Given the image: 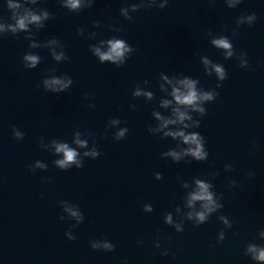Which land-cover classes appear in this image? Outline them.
Listing matches in <instances>:
<instances>
[{"label":"water","instance_id":"95a60500","mask_svg":"<svg viewBox=\"0 0 264 264\" xmlns=\"http://www.w3.org/2000/svg\"><path fill=\"white\" fill-rule=\"evenodd\" d=\"M123 3L96 0L93 7L70 13L57 0H38L54 18L35 38L43 42L56 36L62 41L69 60L59 64L47 48L29 49L23 32L19 38L0 36V264H123L125 258L128 264H255L244 255V246L249 241L264 244L257 237L264 228V0H243L233 9L223 0H169L163 9L140 8L131 21L119 13ZM249 12L256 13V22L241 25L239 35L232 37L236 17ZM9 16L6 0H0V19ZM94 20L100 21L99 27H93ZM109 25L122 31L114 33ZM78 27L85 28L84 35H77ZM209 30L229 36L237 52L247 53L250 68H240L234 57L225 60L210 44ZM91 31L98 33L95 40L87 36ZM111 35L135 48L119 68L99 63L88 48ZM26 51L42 57L35 69L23 67ZM201 55L227 71L219 95L205 105L207 113L200 118L198 131L206 137L209 157L173 163L160 153L175 142L147 130L155 124L151 111L163 95L158 73H184L199 78L206 89L215 88L216 78L204 73ZM53 66L56 75L67 73L74 81L59 95L40 85ZM144 79L156 93L152 102L131 96ZM85 92L90 94L87 99ZM90 103L95 107H88ZM114 117L129 129L118 142L112 139L114 129L105 128ZM13 125L25 133L23 140L13 137ZM77 128L92 133L101 155L85 158L80 169L62 171L52 163L56 157L39 147L40 137L70 142ZM37 159L48 168L30 171L26 165ZM225 163L233 169L225 171ZM217 170L220 174L213 179L210 174ZM156 171L162 173L161 180L155 179ZM193 176L212 180L215 191L224 193V207L202 225L186 220L178 233L163 216L171 211L176 218L175 207L183 205L186 191L181 181ZM229 178L238 184L231 191ZM60 200L75 203L84 213V222L72 229L75 240L64 235L74 221L59 219ZM144 203L153 205L151 213L143 211ZM220 212L233 224L217 244L223 228ZM101 236L115 244L113 251L91 247L89 241ZM157 237L160 248L155 246ZM165 249L168 256L161 255Z\"/></svg>","mask_w":264,"mask_h":264},{"label":"clouds","instance_id":"9594fccd","mask_svg":"<svg viewBox=\"0 0 264 264\" xmlns=\"http://www.w3.org/2000/svg\"><path fill=\"white\" fill-rule=\"evenodd\" d=\"M61 8L67 9L70 13H80L82 10L91 8L96 0H57ZM224 4L230 8H236L243 0H223ZM169 0H139V2H131L125 0L119 8L120 15L126 20H133V13L140 8H160L168 6ZM6 7L10 12V16L5 19H0V36H5L11 33L12 36L19 38V33L25 34L24 38L29 41V49L47 48L52 59L59 64L60 62L69 60V56L65 51V46L62 41L52 36L43 42L35 38L36 33L46 27V22L54 18L53 13L47 7L38 6V0H6ZM257 20L255 12L241 14L236 17V28L232 29V37L239 35L238 29L241 25L251 27ZM93 27H99L100 21L94 20ZM114 33L122 31L120 27L113 25L108 26ZM35 30V31H33ZM77 35H84L85 28L78 27ZM98 33L91 31L87 36L91 40H95ZM210 44L220 50L225 60L235 58L238 61V66L242 69H249L250 64L247 58V53L244 50L236 51L232 43V39L224 34H214L211 30L207 32ZM91 54L97 58L99 63H110L117 68L123 66L135 52V48L123 37L111 35L107 38L99 39L95 43L88 45ZM204 73L208 76L214 75L216 78L215 88H205L201 85L200 79L184 73L170 75L164 71L158 73V88L162 93L158 98L156 105L152 108L151 117L155 121L154 125L148 126V132L154 136H159L161 140L170 138L175 142L173 147H168L160 153L162 159H170L173 163L181 161H196L204 162L209 157V151L206 147V137L198 131L201 126V119L207 113L205 105L216 100L221 88L222 82L227 79V71L223 64L214 62L207 55L199 57ZM42 57L35 51H26L22 56L23 67L26 69H35L41 62ZM50 75H45L40 82L46 92L61 94L67 92L74 81L67 73L56 75V67L48 69ZM38 85V86H40ZM150 81L144 79L137 82L131 91V96L134 98H144L146 103L152 102L156 97V93L149 87ZM89 93L85 92L84 97L87 99ZM88 107L94 108L95 105L90 103ZM129 107L136 109L135 104H130ZM119 117L110 118L105 125L106 129H114L112 139L121 141L129 131L128 127L121 126L124 124ZM12 135L16 140H23L25 133L15 125L12 126ZM92 139L91 146L89 139ZM254 147L255 142L253 141ZM39 147L52 153L56 158L52 161L53 165L62 171L69 170L73 167L80 169L84 166L85 158L96 159L101 155L97 148L96 141L92 133L88 130L81 131L79 128L72 133L71 141L53 138L45 142L44 137H40ZM26 167L30 171L35 169L46 170L48 164L42 160H35ZM233 165L231 163L224 164L225 171H231ZM220 174L219 170L211 173L213 179ZM248 176H253L254 173L248 172ZM156 180H161L162 173L156 171L154 173ZM46 179V178H45ZM42 182L44 180L42 179ZM185 191L183 196V205L175 207V217L171 211L164 213L163 222L166 225L174 228L176 232L184 231L185 221H191L195 226L206 223L209 218L218 213L224 207L222 200L223 192L215 191V185L212 180L193 176L191 180H182L180 185ZM237 181L229 178L227 187L231 191L237 187ZM43 197V193H41ZM61 207L60 220L67 218L74 221L69 225L64 235L68 240H75L72 229H75L84 222L85 216L78 205L68 200L58 201ZM145 213L153 211L151 203L142 205ZM217 219L223 224V228L217 233L216 243L220 244L225 239V229H231L233 221L225 214L220 212ZM258 239L264 241V228L257 231ZM93 249L111 252L115 249L113 244L107 238H100L89 241ZM155 246L160 248L159 237L155 240ZM162 256H168L169 250L165 249L161 253ZM244 255L250 257L255 264H264V244H258L254 241H249L244 246ZM123 264H128L125 258Z\"/></svg>","mask_w":264,"mask_h":264}]
</instances>
